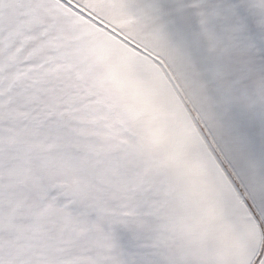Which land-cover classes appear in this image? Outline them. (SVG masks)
I'll return each mask as SVG.
<instances>
[{"label":"snow or ice","instance_id":"6c2138e0","mask_svg":"<svg viewBox=\"0 0 264 264\" xmlns=\"http://www.w3.org/2000/svg\"><path fill=\"white\" fill-rule=\"evenodd\" d=\"M204 177L264 234V0H0V264H222Z\"/></svg>","mask_w":264,"mask_h":264},{"label":"rangeland","instance_id":"374dc122","mask_svg":"<svg viewBox=\"0 0 264 264\" xmlns=\"http://www.w3.org/2000/svg\"><path fill=\"white\" fill-rule=\"evenodd\" d=\"M168 128L174 127L171 119L164 121ZM179 147V145H176ZM189 159L196 164L192 149H187ZM208 188V206L215 223L221 227L208 237V246L218 252L222 264H253L256 256L264 252V234L256 228L243 208H234L235 195L216 189L211 179L204 177Z\"/></svg>","mask_w":264,"mask_h":264}]
</instances>
